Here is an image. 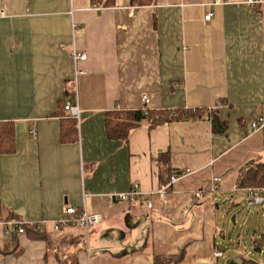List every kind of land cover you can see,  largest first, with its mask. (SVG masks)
<instances>
[{
	"label": "crops",
	"instance_id": "crops-1",
	"mask_svg": "<svg viewBox=\"0 0 264 264\" xmlns=\"http://www.w3.org/2000/svg\"><path fill=\"white\" fill-rule=\"evenodd\" d=\"M262 1L0 0V124L12 126L14 142L0 153V264H264V247L258 262L217 244L218 202L232 195L233 208L239 191L244 201L239 177L264 161V133L249 134L264 115ZM72 48L85 60L74 64ZM143 95L155 111L221 107L108 137V113L140 110ZM66 102L78 121L61 116ZM72 124L74 140L61 142ZM184 171L148 209L111 198L133 185L145 196ZM65 206L101 222L54 233ZM10 221L39 224L45 239L17 234L20 253L3 254ZM263 234L253 228L252 251Z\"/></svg>",
	"mask_w": 264,
	"mask_h": 264
},
{
	"label": "trees",
	"instance_id": "trees-1",
	"mask_svg": "<svg viewBox=\"0 0 264 264\" xmlns=\"http://www.w3.org/2000/svg\"><path fill=\"white\" fill-rule=\"evenodd\" d=\"M95 0H92V2ZM113 0H104L100 5L103 7H108L112 4ZM155 0H130V4L134 6H149L154 4ZM64 105L61 107L63 116ZM211 111H183V110H174V111H155L147 109L145 112L143 110H124L118 112L108 113L106 117V133L108 137L122 138L125 139L129 132L137 128L143 122L149 121L150 127H154L163 122H170L174 120H181L184 118L188 119H198L201 117V114ZM67 116V115H66ZM65 116V117H66ZM68 117V116H67ZM217 127V123L214 124V128ZM75 137V126L72 124L66 130L63 128L60 132V141L65 142L66 140L72 141ZM13 142V129L9 123L0 124V153H9L14 150ZM243 188H255V189H264V161L258 162L254 165L248 166L245 171L240 175L237 182V189ZM24 233H26L30 238L33 239H45V235L38 233L35 228L30 226H23ZM17 233H12L6 236L7 245L2 251L3 254H13L17 255L20 253V249L16 244ZM51 240V239H46ZM66 241V240H65ZM62 239L59 241V245L65 243ZM9 243V244H8ZM13 243V244H12ZM12 244V245H11ZM264 247V234L260 236L259 239L253 240V250L259 252ZM1 252V251H0ZM171 259V258H170ZM180 257H175L174 262H178ZM164 260L155 259L153 264H162ZM242 264H255L251 261H243Z\"/></svg>",
	"mask_w": 264,
	"mask_h": 264
},
{
	"label": "built area",
	"instance_id": "built-area-1",
	"mask_svg": "<svg viewBox=\"0 0 264 264\" xmlns=\"http://www.w3.org/2000/svg\"><path fill=\"white\" fill-rule=\"evenodd\" d=\"M221 0H214L215 4L220 3ZM263 1L262 0H245V4L247 7L253 9L260 5ZM210 19V14L204 17V21H208ZM70 56L74 62L83 61L86 58V55L82 52H79L72 48L70 52ZM142 101V108L144 112L148 109L147 104L149 103V99L146 95L141 97ZM221 107V103H217L212 108L208 109V111L214 110L216 108ZM64 111L65 113L72 119L79 120L80 111L76 104H72L71 102H66L64 104ZM249 134L261 132L264 133V115L253 119L249 123ZM247 136V135H246ZM187 174V171L180 172V173H173L170 176V181L167 185L158 188L154 191L148 192L145 196L141 193L138 189L137 185H133L128 191L126 192H118L111 195V198L114 199L118 203H128V204H136L138 203L142 208L148 209L151 207V201L153 197H158L159 199L163 200L167 194L168 188L171 184L175 183L180 177ZM220 182L219 178H214L212 180L211 190L215 191L217 188V183ZM246 197L245 202L247 204V208L249 206H253L254 208L259 205H264V196L262 193L264 189H255V188H246L244 189ZM202 191H197L195 196H201ZM101 216L98 214H88L84 207L81 208H74L71 206H65L60 215L53 221L52 229L54 233L60 232L63 228L68 226H76L80 229H83L86 233L89 232L90 229L97 226L101 222ZM23 226H30L35 229L39 228V224L33 223H24L21 221H10L4 223L3 230L4 235L8 236L12 233L23 234L24 228ZM222 256V252L215 251L213 253V258L217 259Z\"/></svg>",
	"mask_w": 264,
	"mask_h": 264
},
{
	"label": "rangeland",
	"instance_id": "rangeland-1",
	"mask_svg": "<svg viewBox=\"0 0 264 264\" xmlns=\"http://www.w3.org/2000/svg\"><path fill=\"white\" fill-rule=\"evenodd\" d=\"M264 196V192L262 193ZM229 195L228 199L218 202V223L220 231L217 236L218 248L223 251L224 256L231 257L235 250L248 255L250 260L258 261L256 252L251 250L253 228L264 229V205L257 207L249 206L243 201L244 195L241 191L236 193L234 201L237 205L231 208ZM234 218V223L231 218ZM250 228V232H247Z\"/></svg>",
	"mask_w": 264,
	"mask_h": 264
},
{
	"label": "water",
	"instance_id": "water-1",
	"mask_svg": "<svg viewBox=\"0 0 264 264\" xmlns=\"http://www.w3.org/2000/svg\"><path fill=\"white\" fill-rule=\"evenodd\" d=\"M232 222L234 223V216L231 218ZM229 264H233V262L231 261V263Z\"/></svg>",
	"mask_w": 264,
	"mask_h": 264
}]
</instances>
